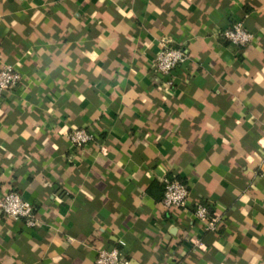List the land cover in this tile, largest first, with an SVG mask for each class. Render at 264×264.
<instances>
[{
	"label": "crops",
	"instance_id": "obj_1",
	"mask_svg": "<svg viewBox=\"0 0 264 264\" xmlns=\"http://www.w3.org/2000/svg\"><path fill=\"white\" fill-rule=\"evenodd\" d=\"M241 21L252 40L220 36ZM187 61L155 74L162 41ZM0 264H264V0H0ZM83 128L80 147L66 134ZM189 189L166 208L163 179ZM221 217L207 231L193 209ZM199 243V244H198Z\"/></svg>",
	"mask_w": 264,
	"mask_h": 264
},
{
	"label": "built area",
	"instance_id": "obj_2",
	"mask_svg": "<svg viewBox=\"0 0 264 264\" xmlns=\"http://www.w3.org/2000/svg\"><path fill=\"white\" fill-rule=\"evenodd\" d=\"M220 36L240 48L252 40L253 33L245 28L241 21H235L222 29ZM187 59L188 54L184 48L172 46L170 41L165 39L155 53L152 61V70L155 74L165 77L162 84L171 86L173 83V71L184 64ZM20 79V73L11 64H2L0 66V97L3 92L12 89ZM66 137L70 144L76 147H80L94 139L93 133L83 128L68 131ZM259 148L264 156V134L260 138ZM188 194L189 189L186 184L174 178L163 179L161 202L166 208L186 207ZM0 210L7 217L22 219L27 226L32 227L37 224L35 207L32 203L23 199L15 190H10L3 196L0 200ZM193 213L204 224L205 230L215 231L218 228L221 221L220 215L210 212L205 204L197 203L194 206ZM94 264H129V259L120 247L112 246L99 249L96 253Z\"/></svg>",
	"mask_w": 264,
	"mask_h": 264
},
{
	"label": "trees",
	"instance_id": "obj_3",
	"mask_svg": "<svg viewBox=\"0 0 264 264\" xmlns=\"http://www.w3.org/2000/svg\"><path fill=\"white\" fill-rule=\"evenodd\" d=\"M95 137V136H94ZM180 182H182V183H184V184H186L184 181H182V180H179ZM188 187V186H187Z\"/></svg>",
	"mask_w": 264,
	"mask_h": 264
}]
</instances>
